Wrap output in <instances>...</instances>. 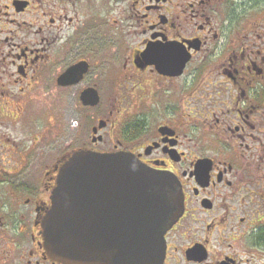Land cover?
<instances>
[{"label":"flooded vegetation","instance_id":"1","mask_svg":"<svg viewBox=\"0 0 264 264\" xmlns=\"http://www.w3.org/2000/svg\"><path fill=\"white\" fill-rule=\"evenodd\" d=\"M38 89L69 95L68 141L27 124ZM80 150L163 176L161 264H264V0H0V264H63L41 222Z\"/></svg>","mask_w":264,"mask_h":264},{"label":"water","instance_id":"2","mask_svg":"<svg viewBox=\"0 0 264 264\" xmlns=\"http://www.w3.org/2000/svg\"><path fill=\"white\" fill-rule=\"evenodd\" d=\"M86 70L72 66L58 82L77 83ZM80 99L98 101L93 90ZM162 181L133 155L74 151L58 171L41 222L44 251L63 264H161L169 213L154 190Z\"/></svg>","mask_w":264,"mask_h":264},{"label":"rangeland","instance_id":"3","mask_svg":"<svg viewBox=\"0 0 264 264\" xmlns=\"http://www.w3.org/2000/svg\"><path fill=\"white\" fill-rule=\"evenodd\" d=\"M54 93L50 91L49 94H46L44 90L38 89L25 95L24 103L27 110L25 119L28 120V125L38 119L42 128L46 129L47 133L51 136L55 134L54 132L59 131L61 133V141L64 139L68 141L72 133L71 118L74 115H72L70 110L73 108V102L70 101L67 93L59 90L57 94ZM29 120H32V122H29ZM21 124L20 122L8 125L21 127ZM16 134L18 135V133ZM19 135L27 137L26 135H22L21 132H19Z\"/></svg>","mask_w":264,"mask_h":264}]
</instances>
